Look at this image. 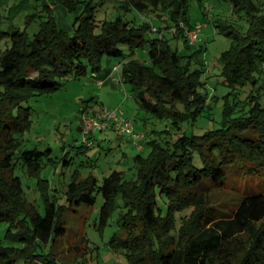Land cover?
<instances>
[{"label":"trees","instance_id":"trees-1","mask_svg":"<svg viewBox=\"0 0 264 264\" xmlns=\"http://www.w3.org/2000/svg\"><path fill=\"white\" fill-rule=\"evenodd\" d=\"M38 1L46 17L33 38L0 25V225L7 223L4 239L9 241L0 242V264H59L61 251L56 248L67 235L66 215L95 205L98 193L104 198L95 223L98 230L103 231L112 214L124 207L109 245L129 264H264V189L223 204L212 196L214 189L232 192L229 188L236 189L233 183L239 179L264 175L261 89L243 101L228 99L219 128L190 134L183 124L211 111L205 103L208 94L200 90L206 70L199 60L203 45L184 54L172 46L170 37L151 36L148 21L135 24L119 15L99 22L96 11L104 0H56L74 14L72 32L60 27L48 0ZM191 1L121 0L119 8L160 17L165 11L170 27L184 22L192 27ZM196 1L205 15L204 0ZM229 2L232 17L245 23L231 17L217 18L215 25L232 40L230 49L219 56L220 75L236 90L256 84L264 73V0ZM39 12L30 13L28 21L43 16ZM184 42L191 47L187 39ZM138 47L148 52L147 61L127 59ZM106 55L122 57L121 77L138 107L159 120H170V129L180 134L172 141L171 130H156L158 137L147 142L150 152L135 158L134 177L118 169L102 181L73 175L64 192L66 203H61L53 181L41 176L58 162L52 149L21 150L22 135L33 124L32 107L26 103L60 89L70 73L78 77L90 68L100 72ZM18 166L36 178L43 211L37 203L29 205L23 180L16 174ZM160 197L166 207L158 203ZM186 209H192L189 218L178 227L177 213Z\"/></svg>","mask_w":264,"mask_h":264},{"label":"rangeland","instance_id":"rangeland-1","mask_svg":"<svg viewBox=\"0 0 264 264\" xmlns=\"http://www.w3.org/2000/svg\"><path fill=\"white\" fill-rule=\"evenodd\" d=\"M5 1L7 0H0V25L2 28L5 30L21 29V31L28 32L30 37L33 38L35 33L40 30V21L46 17V14L39 12L41 1L25 0L23 3H20V0L18 3L15 0H10L9 3H5ZM30 2L32 8H30ZM120 2L121 0H104L96 11L97 20L99 22H103L105 19L113 20L121 15L125 20H132L135 24L142 25L145 23L146 16L144 18L143 13L135 8H131L129 11L119 8ZM214 5L217 9L226 13L223 14L222 12L221 14L224 16H219V18L231 19L232 11L230 9L232 7L226 2H219V0H204L203 2L204 10L208 14H211ZM64 8L66 9L65 12L62 9L55 10L58 23L60 27H66L73 32L75 17L68 12L66 6ZM202 10L196 0L191 1L190 19L203 18ZM34 12H39L43 16L38 15L34 21H28V15ZM159 14L148 13L151 18H156ZM162 14L165 16L163 19L169 17L165 11ZM217 17L218 15L212 16L211 21L217 19ZM232 18H235L234 21L239 24L245 23L244 19L240 20L236 15ZM148 22L151 24V21ZM154 23L151 24L152 28H157L156 30L152 29L153 31L149 32L150 35L155 37L162 35V20H155ZM196 24H193V26ZM187 27H190V25L185 22L178 25L173 24L169 29L165 28V32L170 36L172 46L177 47L184 54L196 51L202 45V48L205 47L199 58L202 63H205L206 68L202 75L205 84L200 90L208 94L209 99L205 103L211 111H205L204 115L195 122L184 123L182 129L190 134H201L207 129L219 128L223 119L224 103L228 99L231 103L233 101H243L252 91L256 93L255 90L258 89H261L258 91L261 92L259 101L264 106V73L261 74L262 77L259 78L256 84L248 83L236 90L228 87L225 84L224 77L220 75L222 64L219 62V56L223 51L230 49L231 38L220 33H212V36H209L206 35L208 31H205L202 43L199 40L198 44H191V47H187L184 42V39L187 38L179 31L181 28L184 33ZM209 31H213L212 22ZM9 43L7 44L10 45ZM125 49L126 52L131 53L128 48ZM133 58L145 61L149 58V54L146 49L138 47L132 55L127 56V59ZM120 60H122V57L117 58L106 55L102 61L100 72L93 71L90 68L86 74L78 77L70 73L63 79L64 85L60 89L50 94L37 95V97H33L26 103L32 107L33 124L31 129L22 135L24 141L21 150L33 147L42 149L50 147L52 149L53 157L55 156L58 162L55 165H48L41 172V176L43 175L53 181V187L58 189L55 193L60 197L59 202L61 203H66L64 192L73 175L79 179L93 175L102 181L105 175L114 169H118L124 171L128 178L134 177L137 173L135 158L139 153L147 155L150 152L151 149L147 142L151 138L158 137L155 131L171 130L170 120H159L138 107L136 98L129 93V84L122 80V67H114L115 64H119ZM83 108L94 112L107 110L113 112L121 109L124 111L125 116L134 122L135 130L144 132L146 137L137 139L139 146L126 136L117 134L114 125H112L107 129L95 131V134L90 136L92 140L86 141L81 133L80 124L81 109ZM179 132V130L173 129L168 136L174 141ZM16 174L23 180L27 196L31 201L29 205L37 203L39 209L43 211L41 195L36 186V178L30 177L21 166H18ZM245 180V178H242L233 183L235 187L238 185L236 189L229 188L233 193L228 190L214 189L212 192L214 200L219 204H223V201L233 200L230 198H240L248 194L250 190L262 191L264 189V175L263 177L253 176L247 181ZM103 200L102 193H98L95 205L80 207V209L73 210L66 215L67 235L61 239L60 247L58 245L56 248L57 251H61V257L58 259L59 264H129L122 252H115L109 245L114 232L121 225L119 218L124 207L117 209L112 214L109 224L104 227L103 231L98 230L95 226ZM158 203L165 207L167 205L163 197L159 198ZM191 211L192 209H186L177 213L178 227L184 219L189 218ZM7 228V223H1L0 242L3 244L9 243L4 239ZM17 264H25V262L22 260Z\"/></svg>","mask_w":264,"mask_h":264},{"label":"built area","instance_id":"built-area-1","mask_svg":"<svg viewBox=\"0 0 264 264\" xmlns=\"http://www.w3.org/2000/svg\"><path fill=\"white\" fill-rule=\"evenodd\" d=\"M206 23L199 22L193 27L185 28L184 36L190 44L198 43L201 37V31ZM153 30H156V27H153ZM116 68L119 65L115 66ZM80 115V124L82 128V135L86 141H91L90 136L94 134L97 130H102L114 125V129L117 134L121 136H126L128 139L133 140L134 144H138L137 139L145 138L146 135L144 132L135 130L134 122L127 118L124 114V111L119 109L118 111H96L81 109ZM139 145V144H138ZM140 146V145H139Z\"/></svg>","mask_w":264,"mask_h":264},{"label":"crops","instance_id":"crops-1","mask_svg":"<svg viewBox=\"0 0 264 264\" xmlns=\"http://www.w3.org/2000/svg\"><path fill=\"white\" fill-rule=\"evenodd\" d=\"M2 1V0H1ZM9 1L10 0H7V1H5V3H9ZM16 1V3H18L19 2V0H15ZM25 0H20V3H23ZM51 4H52V7L55 9V10H63L64 12L66 11V9L64 8V6H62V4L61 5H59V4H56V0H48ZM219 2H226L227 4H229V6H230V2H229V0H219ZM4 3V4H5ZM2 4V3H1ZM3 4V5H4ZM16 5V4H15ZM213 7V10H212V12H211V14H208V13H206L205 15L203 14V18H201V19H195V20H191L192 22H193V24H196V23H199V21H202V22H204V23H206L205 25H204V27L202 28V31H201V37H200V43H202V38H203V33L205 32V31H208L207 32V34L206 35H209V36H212L211 34L213 33V34H217L218 32H217V28H216V25H215V20H213V21H211V17L212 16H215V15H218V17L217 18H219V16L220 17H222V16H224V15H222L221 13L223 12V14H226L224 11H222V10H220V9H217V7H215V5L214 6H212ZM231 7V6H230ZM230 11H232V8L230 9ZM217 12V13H216ZM148 13H154V12H145V13H143V16H144V18H145V16H146V21H151V24H155L154 23V21L155 20H159V19H161L162 20V23L163 24H161L162 25V27H161V31L163 32V34L162 35H165V36H169V35H167V33L165 32V28H167V29H169L170 28V23H166V21H165V19H163V17H165L164 15L160 18V15L159 16H157L156 18H151V16H149L148 15ZM74 15V14H73ZM149 17V18H148ZM166 19H168V18H166ZM202 19H204V20H202ZM211 22H212V27H213V31H209L210 29H211ZM66 28V27H65ZM168 31V30H167ZM164 33H166V34H164ZM168 33H169V31H168ZM161 35V34H160ZM170 37V36H169ZM184 41H185V39H184ZM198 44V43H197ZM148 60V59H147ZM147 60H145V61H147ZM115 66H116V64H115ZM114 66V67H115ZM110 129H113V128H110ZM95 134V133H94ZM115 138H116V136H115Z\"/></svg>","mask_w":264,"mask_h":264}]
</instances>
